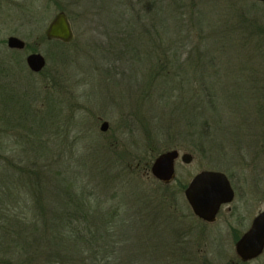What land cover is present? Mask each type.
I'll return each instance as SVG.
<instances>
[{
  "label": "rangeland",
  "instance_id": "1",
  "mask_svg": "<svg viewBox=\"0 0 264 264\" xmlns=\"http://www.w3.org/2000/svg\"><path fill=\"white\" fill-rule=\"evenodd\" d=\"M194 1L197 3L194 14L199 16L205 37L212 36L207 34L212 32L215 40L208 46H195L197 43L191 42L173 46L178 50V62L185 66L191 61L189 58L197 54L196 68L189 78L178 76L169 82L192 85L183 91L184 99L195 97L199 100L202 84L211 89L214 87L218 106L203 111L198 102L195 111L200 116L199 121L207 120L206 130L197 127L196 132L190 134L182 128L181 133L176 127L165 126L167 122L160 118L165 116L157 113V110L168 113V109L158 103L159 99L164 100V95L160 94L162 88L157 87L162 80L159 77L152 80L151 74L148 76L145 72L150 57L143 55L142 59L132 62L131 58L121 54L117 45L112 46L116 41L107 38L113 31L107 30L105 23L110 16L117 21L120 12H127L139 27L147 25L145 37L148 39L156 37L155 33L160 36L163 31L172 36L178 33L182 38L188 33L187 23L191 20L188 6L177 9L175 20L181 24L177 31L172 25L175 23L173 15L170 20L166 16L167 6H171L169 0H113V3L112 0H0V58L9 66L13 63L12 75L20 83H34L40 88L43 76L33 74L32 77L26 72L25 56L39 52L45 57L46 71L60 83L54 90L55 97L62 102L64 118L69 117L71 136L78 133L80 137L79 153L75 151L71 161L80 159L82 168H90L93 157L88 154V145L93 150H100V160H109L115 172L122 167L118 159L131 164L128 183L137 184L136 189H132L136 195L137 192L146 193L152 201L150 210L162 215L165 208L171 215L169 224L173 221L175 225V221L182 219L186 227L192 217L181 190L202 169L222 171L233 179L243 190L234 203L242 204L243 209L255 210L253 213L264 209V3L253 0ZM111 5L114 13L110 12ZM59 10L66 12L77 46L68 53L72 54L73 61L67 64L52 60L51 52L57 46L54 40L44 36L47 24ZM241 12L246 25L234 30L233 26L239 25L235 22ZM127 14L122 18L127 19ZM189 32L194 40L203 33L197 27ZM11 35L24 40L28 48H9L6 39ZM165 39L164 43H168ZM164 43L159 49H165L166 56L170 57V44ZM139 46L140 52L148 49V45ZM199 49L204 51L201 60ZM23 65L26 70H22ZM55 110L57 106L51 107L49 112L53 114ZM102 121L108 122L107 131L100 130ZM169 149L189 152L193 159L183 163L177 158L175 178L169 183H161L151 174L150 165L157 154ZM113 160L117 164L116 170ZM79 173L80 176L85 173L84 180L92 176L84 170ZM162 188L166 193H162ZM166 199L170 202L168 206L166 202L160 203ZM122 216L129 217L123 213ZM183 240L184 246L195 250L193 240ZM255 264H264V254Z\"/></svg>",
  "mask_w": 264,
  "mask_h": 264
},
{
  "label": "trees",
  "instance_id": "2",
  "mask_svg": "<svg viewBox=\"0 0 264 264\" xmlns=\"http://www.w3.org/2000/svg\"><path fill=\"white\" fill-rule=\"evenodd\" d=\"M169 1L168 20L170 15L175 20L177 9L187 6L190 9L186 36L181 38L178 33L172 36L163 31L164 36L155 33L156 37L148 39L145 37L147 25L139 27L127 12H120L117 21L110 15L105 20L107 30L113 31L107 38L116 41L112 46L117 45L121 54L132 62L142 59L143 55L150 57L145 72L148 76L151 74L152 80L157 77L162 80L160 86L155 83L164 95V100L159 99L158 103L168 109V113L166 110H157V113L166 117H160L167 122L165 126L191 134L197 127L206 130L207 120L199 121L195 111L198 102L203 111L210 107L216 109L218 102L213 85L211 89L202 84L203 93L197 100L183 98V91L191 88V84L169 82L178 76L189 78L196 68L197 54L185 66L177 60V48L172 47L190 42L208 46L214 43L215 34L210 32L207 34L212 36L205 37L199 16L194 14L197 4L194 0ZM113 8L111 5V13ZM125 14L127 19L122 18ZM178 23L175 20L172 25L180 31ZM161 27L163 30L165 23ZM196 27L203 31L198 40L191 38L189 32ZM73 40L69 43L54 40L57 47L51 52L52 60L62 64L72 62L73 56L68 53L77 47ZM161 43L170 44V57L166 56L165 49H159ZM139 45H148V49L140 52ZM202 53L199 49L200 60ZM0 60V264H197L195 250L184 246L183 239L191 240L192 235L182 232L177 221L175 225L169 224L171 215L165 208L163 216L150 210L152 201L146 193L136 191V195L132 190L137 184L128 183L131 164L118 159L122 167L115 172L109 160H106L109 163L100 160V150L88 145L87 152L93 157L90 168H82L80 159L71 161L75 151L79 153L80 137L78 133L71 136L69 117L64 118L62 102L55 97L54 90L60 83L52 73L46 67L33 73L23 65L22 70L29 75L43 76L38 88L34 83H20L12 75L13 63L9 66ZM164 69L167 71L161 73ZM176 90L179 91L176 93ZM54 106L57 110L51 114L49 110ZM112 162L116 170L117 164ZM80 170L92 176L84 180L85 173L80 176ZM162 190L166 193L165 188ZM164 202L170 205L168 199L160 203ZM122 213L129 217L124 218Z\"/></svg>",
  "mask_w": 264,
  "mask_h": 264
},
{
  "label": "water",
  "instance_id": "3",
  "mask_svg": "<svg viewBox=\"0 0 264 264\" xmlns=\"http://www.w3.org/2000/svg\"><path fill=\"white\" fill-rule=\"evenodd\" d=\"M264 1V0H262ZM44 35L47 40H59L69 43L74 39V33L64 10L55 13L47 24ZM11 49L22 50L25 42L21 38L11 35L6 39ZM27 68L38 73L46 66L45 57L39 52H30L25 56ZM107 121H102L101 131H107ZM177 158L183 163H190L193 159L189 152L180 153L178 149H169L157 154L151 162L150 172L155 179L169 183L175 176L174 164ZM186 200L192 211L205 220H213L219 206L229 203L233 199V189L227 175L222 171L204 169L195 174L184 190ZM264 246V210L253 220L251 227L236 243V252L244 259H249L261 253Z\"/></svg>",
  "mask_w": 264,
  "mask_h": 264
},
{
  "label": "flooded vegetation",
  "instance_id": "4",
  "mask_svg": "<svg viewBox=\"0 0 264 264\" xmlns=\"http://www.w3.org/2000/svg\"><path fill=\"white\" fill-rule=\"evenodd\" d=\"M253 1L260 4L264 3L262 0ZM243 12L240 13L239 17H237L239 20H236L235 22L239 23L237 26H240L237 29L245 27L246 25V22H243L246 19L242 15ZM234 29L236 30V28ZM227 177L233 189V199L231 202L222 203L219 206L213 220L208 221L197 216L189 206L184 190L190 181L181 190L184 194L186 205L190 211V216L194 219V221H192V219L189 220L190 223L188 227H186V222L183 224L182 219H180L179 222L177 221V223H179V227L182 232H187V234L192 233L191 240H193L195 246L197 264H255L256 262L258 263V260L264 254V246L260 254L249 259L242 258L236 252V243L251 227L254 218L264 209H256L257 211L253 213L255 210L243 209L244 206L242 204L234 203L238 194L240 195V192L243 190L228 175ZM191 221L194 222V225Z\"/></svg>",
  "mask_w": 264,
  "mask_h": 264
}]
</instances>
